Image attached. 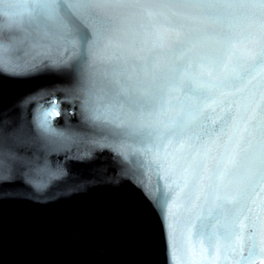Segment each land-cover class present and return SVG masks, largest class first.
Here are the masks:
<instances>
[{
	"label": "snow or ice",
	"instance_id": "1",
	"mask_svg": "<svg viewBox=\"0 0 264 264\" xmlns=\"http://www.w3.org/2000/svg\"><path fill=\"white\" fill-rule=\"evenodd\" d=\"M0 264H264V0H0Z\"/></svg>",
	"mask_w": 264,
	"mask_h": 264
},
{
	"label": "water",
	"instance_id": "2",
	"mask_svg": "<svg viewBox=\"0 0 264 264\" xmlns=\"http://www.w3.org/2000/svg\"><path fill=\"white\" fill-rule=\"evenodd\" d=\"M86 203H96L99 202L101 204H107L109 202V198L108 196L103 193V192H97L94 193L92 197H90L87 201H85ZM103 211H105L106 213L108 212L107 208L102 209ZM70 211V210H69ZM128 214H121V221L124 220V218L127 216Z\"/></svg>",
	"mask_w": 264,
	"mask_h": 264
}]
</instances>
